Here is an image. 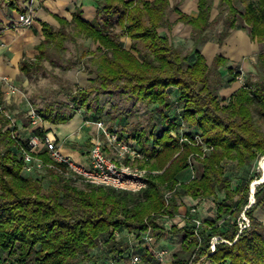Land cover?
Masks as SVG:
<instances>
[{"label": "trees", "instance_id": "16d2710c", "mask_svg": "<svg viewBox=\"0 0 264 264\" xmlns=\"http://www.w3.org/2000/svg\"><path fill=\"white\" fill-rule=\"evenodd\" d=\"M213 1L200 0L195 16L181 13L180 19L193 26L197 42L204 39L212 24ZM220 4L229 9L219 33L221 43L231 30L241 25L233 0H221ZM169 13V0H102L94 21L83 20L78 10L72 21L62 19L58 29L43 25L45 37L37 47L38 54L33 59L25 57L21 63V69L29 77L45 72V60L59 64L56 56L60 57L58 54L65 48L67 28L74 27L99 45L96 51H90L85 65L95 75L90 84L76 90L62 86L61 93L67 100L44 102L42 107H35L38 113L53 123L67 122L78 109L101 113L102 94L111 96L110 103L117 95L127 94L128 99L153 104L160 115L159 127L154 126L149 132L136 128L129 135L123 130L122 133L137 140L150 157L144 166L156 172L148 174L146 188L132 192L91 183L79 187L72 182L76 180L73 177L45 166L54 190L44 191L41 179L35 176L36 170H24V161L15 148L18 141L24 145L27 141L13 135V129H4L10 119L0 109V261L83 264L97 258L92 251L99 246L100 237L105 239L102 254L122 257L128 244L115 239L114 230L126 227L145 231L151 226L158 237L184 232L183 247L191 255L195 253V257L192 263L191 257H176L173 264L198 261L204 264L206 260L264 264V223L255 216L257 208L264 210V182L258 184L255 202L246 210L250 226L239 233L237 217L249 204V181L234 188L225 165L230 161L241 167L264 156V134L257 128L254 117V110L264 116V82L248 77L229 101L222 103L217 90L224 83L220 67H226L227 59L218 54L208 64L205 56L196 51L189 60L168 37L158 32L160 26L171 27ZM239 13L248 26L251 24V37L264 40V0L248 2L246 10ZM121 36L131 38L130 48L122 44ZM258 60L264 64V52L258 54ZM77 64L71 62V66ZM229 72L234 73L231 68ZM239 74L234 73L232 80ZM175 100L182 111L172 104ZM113 107L107 115L116 125L119 116L124 119L131 113L130 107L124 110L117 103ZM180 120L191 128L185 132L188 138L199 133L213 147L204 158L196 159L202 173L183 182L177 175L190 168L191 155L203 150L201 145L181 141L172 134L173 130L178 131ZM33 131L43 134L39 128ZM38 155L46 164L54 162L47 149ZM255 178L253 183L260 180L259 175ZM167 190L173 191L168 203ZM217 192H224L225 197L218 205L217 216L206 219L200 229L202 245L197 250L199 240L188 241L193 233L190 223L168 232L159 222L162 213L179 212L183 197L200 201ZM238 193L240 196L235 199ZM229 214L235 217L231 226L219 229L218 220ZM216 234L231 243L220 241L211 253V238ZM153 255V251L145 252V261ZM202 257L205 259L201 260Z\"/></svg>", "mask_w": 264, "mask_h": 264}, {"label": "crops", "instance_id": "0c3cea01", "mask_svg": "<svg viewBox=\"0 0 264 264\" xmlns=\"http://www.w3.org/2000/svg\"><path fill=\"white\" fill-rule=\"evenodd\" d=\"M101 1L0 0V109L3 115L10 119L9 124L13 123V135L25 139L29 132L33 130V127L28 125L25 115L27 110L26 104L19 95L7 94V87L3 77L11 79L16 85H25L28 76L21 69V63L25 57L33 59L38 54L37 47L45 37L43 25L48 24L53 29H58L62 24V19L72 21L78 10L81 12V18L83 20L94 21L97 16L98 4ZM199 2L200 0H169V21L172 25L171 27H158L159 34L168 37L177 48L186 45L190 41L189 38L192 35L193 26L180 19L181 13L191 16L197 15ZM216 2L217 0H215ZM213 9L210 20H213L218 14V10ZM23 13L32 16L33 23L31 25H24L18 21L20 14ZM120 41L126 48L131 47L132 40L130 37L121 36ZM98 45L99 43H97V47ZM259 50L260 42L251 37L250 28L241 25L239 28L231 30L222 44L219 42L218 36H206L200 43L199 49H194L192 53L195 54L196 51L202 53L208 64H212L215 56L218 54L227 59L226 67H220L224 77V83L220 87V91L222 94H226L227 89H232L233 91L230 93L232 95L242 84L239 83L237 78L232 80L234 75H231L233 73L229 72V68L234 73H240L237 76L238 78H248V75L255 70L254 56L257 55ZM83 75L81 74V78H83ZM107 100L106 98L104 108L107 107L108 111L111 103L107 102ZM88 115L79 112L74 113L73 117L65 123L45 121L47 130L52 131L58 138L61 151L82 162L87 160L89 150H80L72 145L75 144L74 142L83 143L86 140L85 136L82 137V130L86 127H82V125L84 118ZM106 116L112 121L110 116ZM196 169L199 174L202 173V167H196ZM191 174L192 172L185 177L190 179L193 177ZM185 198L188 200L187 203H198L191 196H185ZM201 202L203 201L200 200L199 203ZM185 208L186 205H182L180 211H185ZM97 251H103V249H94L92 253L97 258L87 261V264H99L101 254H98ZM207 264L214 263L208 260Z\"/></svg>", "mask_w": 264, "mask_h": 264}, {"label": "built area", "instance_id": "2783aa9c", "mask_svg": "<svg viewBox=\"0 0 264 264\" xmlns=\"http://www.w3.org/2000/svg\"><path fill=\"white\" fill-rule=\"evenodd\" d=\"M20 23L24 25H31L33 18L27 13L20 14ZM7 87V94L15 95L21 89L14 84L11 79L3 77ZM178 111H182V107L177 100L174 101ZM77 112H82L78 109ZM30 123L33 129L39 128L43 131L42 135L31 130L25 139L27 144L24 145L18 141L15 145L17 152L20 153L24 161L25 171L41 170L45 166H49L57 170L64 176H71L76 180L84 183H91L94 185L112 186L115 188L128 190L132 192H139L147 187V177L151 171L144 166L150 157L147 152L141 147L137 140L133 137H126L122 133L121 128L109 120L107 115V107L103 112H96L94 116L88 115L84 118L82 127H96L97 133L91 137V147L88 151L87 160L82 162L74 159L71 156L64 154L60 149L59 140L56 135L44 128L45 121L38 113L36 108L30 107L28 111ZM13 123L5 126L4 129L13 128ZM189 131L186 123L180 120L178 131L173 130L174 136H179L180 140H189L194 145H201L203 152H196L189 158L191 168H193L194 161L197 158H204L213 147L203 141L199 133H194L193 138L190 139L185 135ZM47 149L49 156L54 162L46 164L44 160L38 155L39 151ZM264 158V156H263ZM259 184V183H257ZM252 191V189H251ZM172 190H167L165 199L167 203L172 195ZM255 190L252 191L249 204L239 213L237 221L239 224V233L244 229L249 228L250 218L247 215V208L255 202ZM253 198V199H252ZM205 199H202L204 201ZM197 205V206H196ZM200 206L198 204L192 205L185 211H180L177 214L162 213L159 217L161 225L165 231H171L175 226L180 228L190 223L193 233L188 238L192 241L193 238L199 240L196 250L202 245V238L200 229L204 227L205 220L200 214ZM229 217V215H227ZM110 236V234H106ZM113 236L117 240L125 241L128 246L126 254L119 257H106L102 264H173V260L168 258V249L159 250L157 248L159 238L153 227H149L145 231L129 230L126 227L115 229ZM220 241L229 242L220 234L213 235L210 243V251L213 253L216 249V244ZM99 245H103L105 239L100 237ZM101 248L96 247L94 249ZM93 249V250H94ZM153 251V258L145 261L144 253ZM102 251H100V254ZM99 254V253H98ZM195 257V253L191 256V263ZM205 259L202 257L201 260ZM0 264H20L17 261H0ZM195 264H200V261ZM214 264H230L228 261H222Z\"/></svg>", "mask_w": 264, "mask_h": 264}, {"label": "rangeland", "instance_id": "374dc122", "mask_svg": "<svg viewBox=\"0 0 264 264\" xmlns=\"http://www.w3.org/2000/svg\"><path fill=\"white\" fill-rule=\"evenodd\" d=\"M253 0H233V6L237 9L236 17L238 19V23L240 25L248 26L247 22L244 20V18L240 15L239 12H244L246 10L248 2ZM221 0H217L215 3V0L213 1V10H218V14L214 17L212 21L211 26L208 28L206 36H218L220 31L223 29L224 25V19L226 15L228 14V8L225 7V5L220 4ZM223 10V13L220 14V11ZM249 28L251 27L248 26ZM239 28V27H238ZM67 38L64 41V49L60 52V57L56 56L59 60V64L54 65L49 60L44 61V67L45 72L42 70L37 75L28 76L26 78L25 85H17L21 91L23 92L16 93L15 95H19V97L23 100V102L26 104L27 110L25 112L28 125L30 126V117L28 114V111L30 107L35 108L36 106L42 107L44 105V102H51V101H66L67 97L61 93L62 86H66L67 88L76 90L78 88H85L90 84V80L95 75L90 72V69L86 68L87 60L90 56V51H96L97 50V43L94 42L93 39L86 38L84 34L79 33L74 27L67 28ZM190 41L186 43V45H183L182 47H178L179 51H181L183 54L188 56V59L191 60L192 58V51L194 49H199L200 43L202 41L197 42L193 34L189 38ZM224 41V40H223ZM222 41V42H223ZM259 41V40H258ZM221 42V44H222ZM260 42V50L258 51L257 55L254 56V67L255 70L251 72L248 77L252 81H262L264 82V64H260L258 61V54L261 52H264V40L259 41ZM71 62L78 63L77 65L71 66ZM240 68V66H239ZM238 68V69H239ZM238 73V72H237ZM81 74L83 75V78H81ZM231 75H234L231 74ZM237 80H239L240 84H243L245 81L244 77H237ZM222 86V85H221ZM220 86V87H221ZM218 88L217 94L219 96V99L222 101V103H227L229 101V98L231 96L230 93H232V89H227L226 94L221 93V88ZM228 87V86H227ZM179 94V93H178ZM106 98L108 99L107 102H111V96L102 94L100 96V105L101 107H105L104 103L106 101ZM172 100V99H171ZM117 103L118 106L124 110L127 108H131V113L127 115L124 119L123 116H119L118 120L120 121L117 125L123 130L126 135H129L134 129H143L147 132H149L152 127H156L158 116H160L153 104H146L142 101L138 100H131L127 98V94H119L117 95L114 102L110 104V108L113 107V104ZM174 104V103H172ZM173 107V105H172ZM174 108V107H173ZM172 108V109H173ZM108 109V110H109ZM114 110V107L112 108ZM175 109V108H174ZM82 112L85 115H91L94 116L96 112L86 111L81 109ZM174 112V111H173ZM24 113V112H23ZM75 113H78L77 111ZM175 113V112H174ZM173 113V114H174ZM254 117L256 121V126L264 134V116L259 113L258 110H254ZM159 127V125H157ZM46 128V123L44 126ZM83 129V128H82ZM81 129V130H82ZM157 129V128H156ZM191 129L190 127L188 128ZM97 133L96 127H86L82 130V137L85 136L86 140L83 143L74 142L75 144L72 146H75L79 148L80 150L88 151L91 147V137L95 136ZM148 146H152V143L147 144ZM264 159L263 156H260L258 159L253 161L251 164L245 165V166H238L235 162L228 161L226 165L227 174L231 176L232 178V184L235 188L239 183H244L249 181V200L251 197V189L256 191V188L258 186L257 183L264 182ZM197 168L201 167V164L194 161L193 168L186 169L182 172H180L177 175V178L179 181H188L189 178L185 177L186 175L191 174V176L196 177L199 176V172H197ZM149 168V167H148ZM259 175L260 180L256 181V176ZM35 176L39 177L41 179V183L43 186L44 191H52L54 190V187L52 185V179L50 177V174L47 170L44 168L41 170L35 171ZM253 179V180H252ZM72 182L79 186V187H85V183L79 180H72ZM255 195V194H254ZM240 194H236L235 199L239 198ZM225 193L224 192H217L215 195L210 196L206 198L203 202L199 203H187L188 200H186L185 197L180 199V207L183 205H186V210L195 204H198L200 206V216L203 219H212L217 216V209L219 203L224 199ZM197 206V205H196ZM255 216L264 223V210L261 208H257L255 210ZM234 216H231L229 214V217L226 215L223 216V218L219 219L217 222L218 228L222 230H226L231 226L232 220L234 219ZM161 223V221L159 220ZM184 232L179 233H165L163 236L158 237L159 242L157 245V248L159 250L162 249H168V255L167 257L174 260L176 257H191V253L184 249L183 247V240H184ZM103 245H99L102 249ZM97 253H100V251H97ZM127 252H125L126 254ZM124 255V254H123ZM101 259L99 261V264H102V261L106 258V255L104 253L100 255ZM208 260L204 262V264H207ZM83 264H87V261Z\"/></svg>", "mask_w": 264, "mask_h": 264}, {"label": "bare ground", "instance_id": "6f19581e", "mask_svg": "<svg viewBox=\"0 0 264 264\" xmlns=\"http://www.w3.org/2000/svg\"><path fill=\"white\" fill-rule=\"evenodd\" d=\"M63 132V131H62ZM264 159V158H263ZM264 164V163H263ZM253 191V190H252ZM253 199V198H252Z\"/></svg>", "mask_w": 264, "mask_h": 264}]
</instances>
